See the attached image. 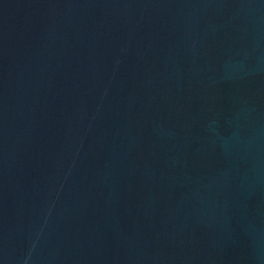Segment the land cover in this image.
Masks as SVG:
<instances>
[{
	"label": "water",
	"instance_id": "water-1",
	"mask_svg": "<svg viewBox=\"0 0 264 264\" xmlns=\"http://www.w3.org/2000/svg\"><path fill=\"white\" fill-rule=\"evenodd\" d=\"M0 264H264V0H0Z\"/></svg>",
	"mask_w": 264,
	"mask_h": 264
}]
</instances>
